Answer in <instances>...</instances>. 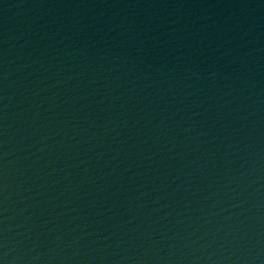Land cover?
Returning <instances> with one entry per match:
<instances>
[{
    "label": "water",
    "instance_id": "obj_1",
    "mask_svg": "<svg viewBox=\"0 0 264 264\" xmlns=\"http://www.w3.org/2000/svg\"><path fill=\"white\" fill-rule=\"evenodd\" d=\"M0 264H264V0H0Z\"/></svg>",
    "mask_w": 264,
    "mask_h": 264
}]
</instances>
